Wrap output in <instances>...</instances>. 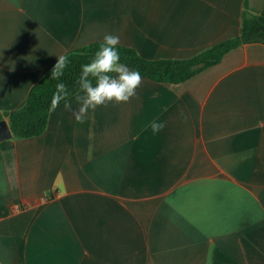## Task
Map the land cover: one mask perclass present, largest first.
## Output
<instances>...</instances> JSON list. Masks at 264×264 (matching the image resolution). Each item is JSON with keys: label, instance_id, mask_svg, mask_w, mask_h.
Masks as SVG:
<instances>
[{"label": "crops", "instance_id": "crops-1", "mask_svg": "<svg viewBox=\"0 0 264 264\" xmlns=\"http://www.w3.org/2000/svg\"><path fill=\"white\" fill-rule=\"evenodd\" d=\"M245 1L0 0V109L105 34L190 57L241 33ZM141 76L128 103L84 123L61 103L0 141V264H264V43L180 83Z\"/></svg>", "mask_w": 264, "mask_h": 264}, {"label": "trees", "instance_id": "trees-1", "mask_svg": "<svg viewBox=\"0 0 264 264\" xmlns=\"http://www.w3.org/2000/svg\"><path fill=\"white\" fill-rule=\"evenodd\" d=\"M102 42L103 40H97L69 50L64 55L69 63L60 80L51 78L55 63L31 87L23 106L10 110L0 109V120L8 119L16 138L37 136L45 132L49 122L51 99L57 83H65L74 95L78 90L76 81L81 74V66L91 61ZM251 42L264 43V8L261 12L256 11L246 0L241 33L216 42L190 57L147 58L136 47L122 43L118 50L121 62L141 75L159 82L180 83L221 62L234 48Z\"/></svg>", "mask_w": 264, "mask_h": 264}, {"label": "clouds", "instance_id": "clouds-1", "mask_svg": "<svg viewBox=\"0 0 264 264\" xmlns=\"http://www.w3.org/2000/svg\"><path fill=\"white\" fill-rule=\"evenodd\" d=\"M121 38L118 35L105 34L99 50L87 64L81 66V74L76 81L78 90L74 94L76 107L71 102V93L63 82L57 83L56 91L51 99L49 114L54 112L61 103L66 110L71 111L75 120L84 123L89 110L97 107H107L109 103H128L137 96L138 89L143 84V78L138 71L130 69L121 62L119 46ZM66 56H58V61L51 71V78L60 80L68 66ZM95 81V83H93ZM165 125L158 121L151 123L154 134L163 130Z\"/></svg>", "mask_w": 264, "mask_h": 264}, {"label": "water", "instance_id": "water-1", "mask_svg": "<svg viewBox=\"0 0 264 264\" xmlns=\"http://www.w3.org/2000/svg\"><path fill=\"white\" fill-rule=\"evenodd\" d=\"M14 136L10 123L7 118L0 120V141Z\"/></svg>", "mask_w": 264, "mask_h": 264}]
</instances>
